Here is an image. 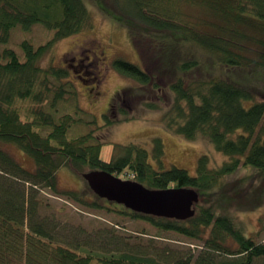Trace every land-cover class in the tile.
<instances>
[{
	"label": "trees",
	"instance_id": "obj_1",
	"mask_svg": "<svg viewBox=\"0 0 264 264\" xmlns=\"http://www.w3.org/2000/svg\"><path fill=\"white\" fill-rule=\"evenodd\" d=\"M111 3L119 13L108 14L115 22L127 19L132 42L141 55V66L122 59L112 63L116 72L140 85L129 90L130 95L141 97L145 107L158 111L165 96L169 106L162 118L168 130L188 140L208 141L226 161L210 168L208 156L202 155L195 175L174 166L164 170V146L159 138L153 139L155 166L148 162L147 150L135 144L117 145L119 153L109 162L103 161L101 138L91 131L68 134L76 124L94 125V119L80 117L79 113L86 112L76 103L72 113L59 115L58 105L67 102L66 96H76L73 84L66 81L67 71L39 64L60 40L92 29L86 3L0 0V44L7 43L16 27L29 30L42 25L53 32L38 47L22 41V58L10 48L0 51V264H167L158 254L140 249L115 248L96 255L75 243H59L49 231V223L37 220L39 188L85 207L107 209L104 200L91 191L62 190L58 171L63 167L80 177L105 171L150 189L186 188L198 194L224 186L225 176L240 166H250L264 177V94L234 83L223 71L264 70V0ZM191 44L210 55L211 61L202 62L179 49ZM208 65L220 74L207 72ZM4 144L30 157L34 168L22 167L2 148ZM215 201L205 191L193 206L194 215L186 220L134 213L121 205L115 212L203 244L197 255L189 254L172 264H264V244L246 236L222 207L217 212ZM260 222L264 227V217Z\"/></svg>",
	"mask_w": 264,
	"mask_h": 264
},
{
	"label": "rangeland",
	"instance_id": "obj_2",
	"mask_svg": "<svg viewBox=\"0 0 264 264\" xmlns=\"http://www.w3.org/2000/svg\"><path fill=\"white\" fill-rule=\"evenodd\" d=\"M84 2L93 19L92 29L60 40L39 62L43 67L51 64L64 68L67 71L66 81L75 88L76 96L67 95V102L58 105L59 115L72 113L77 107L86 112L85 115L79 113L85 121L94 119V125L76 124L68 134L75 136L91 131L101 138L100 156L105 162L119 153L117 145L135 144L147 150L148 162L155 166L152 158L155 138H159L164 146V170L174 166L186 170L189 175H195L197 160L202 155L208 156L210 168L226 161V156L217 152L208 141L201 138L188 140L168 130L162 118L169 106L165 96L162 97L165 102L159 103L161 110L158 111L145 107L141 97L130 95L128 91H134L140 85L120 75L112 66L116 59L141 66L140 52L135 48L128 31L129 22L125 18L116 22L111 18L108 13H119L111 0ZM52 36L53 32L42 25H34L29 30L16 27L11 30L7 43L0 44V51L10 48L22 58L19 48L22 41L38 47ZM191 46H179V49L189 56L198 57L202 62L211 61L210 55ZM144 57L142 60L146 63L148 57ZM206 69L209 73L220 74V71L209 65ZM223 71L234 83L264 94V70ZM109 121L113 123L107 125ZM2 148L22 167L28 170L34 168L33 160L13 145L4 144ZM261 174L250 166H240L225 176L224 186L207 188L199 191L198 195L206 191L211 199L216 200L213 203L217 212H221L222 207L241 225L246 236L253 238L256 243L264 244V227L260 222L264 217V177L257 176ZM58 182L62 190L90 191L82 176L65 167L58 171ZM218 191L220 193L215 195ZM38 197L37 220L49 223V231L63 245L73 246L75 243L79 249L96 255L115 248L122 251L140 249L149 255L158 254L167 264L179 258L184 259L189 254L197 255L202 249L200 241L187 239L174 232L159 231L143 220L117 214L115 211L120 205L105 199H102V204L107 209H93L54 195L45 188H39Z\"/></svg>",
	"mask_w": 264,
	"mask_h": 264
},
{
	"label": "water",
	"instance_id": "obj_3",
	"mask_svg": "<svg viewBox=\"0 0 264 264\" xmlns=\"http://www.w3.org/2000/svg\"><path fill=\"white\" fill-rule=\"evenodd\" d=\"M90 191L109 202L143 215L186 220L199 201L193 189L172 188L156 190L130 180H122L105 171H90L82 175Z\"/></svg>",
	"mask_w": 264,
	"mask_h": 264
}]
</instances>
